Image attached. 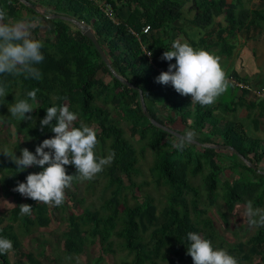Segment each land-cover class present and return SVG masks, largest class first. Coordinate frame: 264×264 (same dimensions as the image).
I'll return each instance as SVG.
<instances>
[{
    "label": "trees",
    "instance_id": "trees-1",
    "mask_svg": "<svg viewBox=\"0 0 264 264\" xmlns=\"http://www.w3.org/2000/svg\"><path fill=\"white\" fill-rule=\"evenodd\" d=\"M26 1L28 4L21 0H0V8L6 10L8 22L39 20L31 36L43 43L44 60L36 65L42 78L0 76V84L7 89L6 97H0V137L6 133L14 138L12 128L17 136L14 146L7 145L5 149L19 157L25 143L35 154V148L44 139L54 136L49 127H40L46 109L67 105L78 116L76 127L83 123L97 130L96 155H115L111 164L100 172L107 181L105 193L110 191V196L105 198L104 193L99 208L79 212L68 207V200L74 197L70 188L65 190V201L61 206L36 203L14 191L19 182H26L29 173L42 169L34 166L17 172L12 160L0 154V189L2 195L14 203L8 218L0 216V237L13 242L12 251L32 264H39L33 253L23 251L22 240L40 228L48 227L54 212H58L66 223L62 236L69 256L84 253L87 238L98 242L105 253L114 251L113 238L117 237L122 247L133 256L129 264H193L191 256L186 254L185 241L188 232H196L209 239L215 249H224L233 255L238 264L254 259L264 264V227H258L247 242H226L214 223L204 217L208 212L201 207L204 196L192 180L203 175L202 184L210 206L216 205L222 190L230 212L248 201L264 208V135H254L252 131H263L260 119H264V97L253 94L246 77L237 72L229 79L231 90L223 93L230 97L234 88L240 89L232 105L223 100L222 94L214 104L201 107L192 104L190 96L178 94L170 84L156 82V77L167 71L171 63L162 60L161 56L175 40L173 33L189 38L184 24L206 30V36L199 42L206 45V51L216 48L219 54L231 59L236 49L234 40L242 31H252L264 37V8L252 7L254 0ZM104 1L113 5L117 22L101 9ZM124 7L131 10L126 19L120 15ZM186 10L194 12V16L186 18ZM55 16L71 17L90 26L117 76L78 25ZM221 16H224L225 25L216 22ZM147 26L150 31L146 33ZM144 47L152 53L151 59ZM106 76L110 79L107 80ZM120 78L136 88L126 85ZM36 88L39 91L37 103L33 105L35 110L26 114L33 119L20 121L12 118L8 107ZM140 91L154 120L184 135L185 132L174 126L181 119L196 133L193 142L182 152L172 147L178 137L147 117ZM110 108L127 123L131 135L138 136V142H146L147 147L156 152L152 173L158 184L169 189L161 208L150 196L138 200L133 206L124 197L126 192L141 189L135 178L145 147L139 150L127 137L121 121L113 117ZM243 108L248 111L247 118L253 121V127L237 117V111ZM232 113L234 118L228 116ZM160 114L167 116L163 119ZM220 145L225 147H216ZM66 168L67 174H75L74 166ZM227 170L237 176L223 180ZM77 183L78 180H74L72 186ZM21 204L32 206L31 215L20 214ZM0 264H15L10 259V252L0 255Z\"/></svg>",
    "mask_w": 264,
    "mask_h": 264
},
{
    "label": "clouds",
    "instance_id": "clouds-1",
    "mask_svg": "<svg viewBox=\"0 0 264 264\" xmlns=\"http://www.w3.org/2000/svg\"><path fill=\"white\" fill-rule=\"evenodd\" d=\"M38 19H18L8 22L6 10L0 8V76H23L24 79L40 80L42 73L36 65L44 60L41 51L43 43L33 39L32 29L39 24ZM146 55L151 56L149 51ZM169 63L168 70L156 77V82L171 85L182 96H190L192 104L206 107L214 104L219 96L229 87V81L222 70L219 58L206 50H196L187 42L178 38L172 42L171 50H166L161 56ZM38 88L27 91L25 97L15 100L8 107L10 116L14 119L32 120L29 115L37 103ZM7 89L0 84V97L5 98ZM78 116L69 110L67 105L51 106L46 109V115L40 120V127H49L54 136L44 139L35 148V154L27 148L21 150L17 157L8 149L0 151L9 157L17 166V172L30 167H39L42 171L29 173L26 182H19L13 189L22 196L36 203L51 206H61L65 201V190L72 186L74 180L89 181L111 164L115 153L98 157L95 149L99 143L97 130L81 123L75 126ZM196 133L185 131L182 137L172 142V147L183 151L192 143ZM74 166L75 174H67L66 166ZM21 215H31L32 206L19 205ZM245 223L250 227H264V208L254 207L248 201L240 213ZM185 244L187 255L191 256L193 264H238L237 259L224 249H215L209 239L196 232H188ZM13 250V242L0 237V255Z\"/></svg>",
    "mask_w": 264,
    "mask_h": 264
},
{
    "label": "rangeland",
    "instance_id": "rangeland-1",
    "mask_svg": "<svg viewBox=\"0 0 264 264\" xmlns=\"http://www.w3.org/2000/svg\"><path fill=\"white\" fill-rule=\"evenodd\" d=\"M251 6L256 8H264V0H254ZM185 16L188 19L192 18L194 16V12L190 13L186 10ZM216 22L217 24H226L224 16L218 18ZM183 26H185V30L188 32L189 38L187 39L183 34L179 35L174 32V39L176 40L178 38H182V42H187L194 49L205 50L206 45H200L199 42L200 38L206 36V30L193 25L190 26L187 23ZM190 41H193L197 44L194 46L190 43ZM234 44L236 45V49L231 59L222 54H219V50L216 48L211 49L209 53L219 58L220 66L225 72L226 79L228 81L232 74L237 72L240 76L246 77V82L249 83L253 94L257 93V96L264 97L263 35L254 34L252 31L244 30L239 34V37L234 40ZM171 45L172 44H170L169 50H171ZM171 63H175V60L173 59ZM106 79L109 80L110 77L106 76ZM231 87L232 85L229 82V87L227 90H231ZM239 92L240 89L234 88L233 94L230 97L226 96L225 94L222 95L224 96L223 100L227 104L232 105L233 100H235V96ZM248 98L251 97L248 96ZM110 109L113 117L121 121L126 131L127 137L131 139V141L136 143L138 149L141 150L145 147V154L141 157L139 163V173L135 178L138 185L141 186V189H136V192H126L124 194V197H127L128 204L133 206L137 203L138 200L143 201L146 196H150L161 208L166 202L169 189L164 184H158L156 182L155 176L152 173V167L156 159V152L147 147L146 142H138V136L133 137L131 135L129 126H127V123L123 121L119 113H116L113 108ZM247 114L248 111L245 108L239 109L237 111V117L241 120H244V123H247L249 124V126L253 127V121H250V119L247 118ZM160 116L165 119L167 114H160ZM228 116L234 118L233 113L232 115ZM260 121V125L263 131H258L259 133L255 130L252 131L254 135L263 136L264 119H260ZM174 126L177 130L183 132L192 130L184 125L181 119H178ZM12 132L14 134V138H10L6 133L2 134V137H0V151L4 150L7 145L13 147L16 143L17 136L13 128ZM4 140H8L9 142L3 143ZM219 141H222V139H219ZM22 147L23 149L27 148L29 151L33 152L29 145L25 143ZM236 176L237 175H234L233 173H231V171L227 170V172L222 176V179H234ZM192 180L201 188L204 196V204L201 207L203 209H208V212L204 217H207L214 223L217 231H219L221 235V238L225 239L226 242L237 244L240 242H247V240L256 233L258 227H250L247 223H245L244 217L240 215L246 203L238 205L234 212H230L224 200L223 191L220 190L216 205L210 206L206 198V191L202 184L204 181L203 175L197 176ZM125 181L128 184V180L125 179ZM106 184L107 181L101 173L97 174L94 179L89 181L78 180L77 186H72L69 189V191L74 194L73 200H68L69 209L72 211L76 210L82 212L87 208H99L104 199L103 197ZM135 194L138 197H136ZM109 196L110 191L105 193V198H108ZM24 198L26 199V197ZM13 205L14 203L12 199L4 197L0 189V216L8 218L10 216V211ZM65 229L66 223L62 220L61 214L58 212H54L52 222L48 227L40 228L38 231H35L32 235H29L22 240L23 251L26 253H33L35 258L39 260V264H129L133 259V256L130 255L129 252L122 247V243L117 237L113 238L114 251L105 253L103 252V249L98 242L94 243L93 239L87 238L84 253L80 255L69 256L65 252L64 240L62 236ZM227 248L228 245L226 244L225 249ZM10 259L12 263L15 264H32L27 258L22 257L15 251L10 252ZM161 264H169V262H162ZM246 264L261 263L258 259H254L253 261Z\"/></svg>",
    "mask_w": 264,
    "mask_h": 264
},
{
    "label": "water",
    "instance_id": "water-1",
    "mask_svg": "<svg viewBox=\"0 0 264 264\" xmlns=\"http://www.w3.org/2000/svg\"><path fill=\"white\" fill-rule=\"evenodd\" d=\"M23 2H25L26 4H28V1L26 0H21ZM55 17H59V18H62V19H65L67 21H70V22H73L75 23L76 25H78L80 27V29L83 31L84 35H86L87 37H89L93 43L95 44L96 48L98 49V51L100 52V54L102 55L103 59L107 62L108 66L111 68V64L110 62L108 61L107 57H106V54L97 38V36L94 34V32L92 31L91 27L90 26H86L84 25L83 23L79 22L78 20L76 19H73L71 17H67V16H55ZM112 72L117 76L116 72L114 71V69H112ZM126 85H129L130 87L132 88H136V86H134L133 84L129 83L128 81H126L125 79L123 78H120ZM141 93V101H142V104H143V107H144V110H145V113L147 115V117L155 124V125H159L161 127H163L164 129H166L168 132L172 133L173 135L177 136V137H182L183 135L180 134L179 132L171 129V128H168V127H164L162 126L160 123H158L156 120H154L152 118V116L150 115V113L148 112V109L146 107V103H145V99H144V96L142 94V91H140ZM214 147V146H212ZM218 148H224L225 146L223 145H220V146H216ZM230 149H232L234 152H237V150L233 147H230ZM238 153V152H237ZM254 169H256V166L254 165L253 166Z\"/></svg>",
    "mask_w": 264,
    "mask_h": 264
},
{
    "label": "built area",
    "instance_id": "built-area-1",
    "mask_svg": "<svg viewBox=\"0 0 264 264\" xmlns=\"http://www.w3.org/2000/svg\"><path fill=\"white\" fill-rule=\"evenodd\" d=\"M95 1H96V0H95ZM100 6H101V9L103 10V12H104V13H105V14H106L111 20H113L114 22H117L116 12H115V10H114L113 5H112L110 2H106V1H104V2L101 3ZM144 31H145L146 33L149 32V31H150V26H147V27L144 29ZM143 49H144V51H145L146 54L149 52V50H148L146 47H144ZM147 57L151 59L152 55H151V56H148V55H147ZM234 81H235V80H234Z\"/></svg>",
    "mask_w": 264,
    "mask_h": 264
},
{
    "label": "crops",
    "instance_id": "crops-1",
    "mask_svg": "<svg viewBox=\"0 0 264 264\" xmlns=\"http://www.w3.org/2000/svg\"><path fill=\"white\" fill-rule=\"evenodd\" d=\"M130 13H131V10H130V8H128V7H124V8H122V10H120V15H121V17H122L123 19L128 18L129 15H130ZM238 37H239V36H238ZM253 48H254V47H253ZM251 49H252V47H251Z\"/></svg>",
    "mask_w": 264,
    "mask_h": 264
}]
</instances>
